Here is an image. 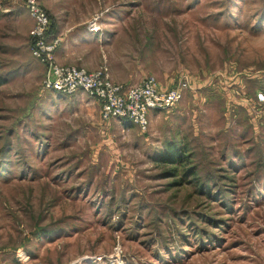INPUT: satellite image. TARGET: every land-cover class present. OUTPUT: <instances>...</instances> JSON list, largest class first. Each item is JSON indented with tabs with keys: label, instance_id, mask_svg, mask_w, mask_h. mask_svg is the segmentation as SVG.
<instances>
[{
	"label": "rangeland",
	"instance_id": "rangeland-1",
	"mask_svg": "<svg viewBox=\"0 0 264 264\" xmlns=\"http://www.w3.org/2000/svg\"><path fill=\"white\" fill-rule=\"evenodd\" d=\"M24 2L0 12V264H264V0H40L113 82L188 77L146 131L42 89Z\"/></svg>",
	"mask_w": 264,
	"mask_h": 264
},
{
	"label": "built area",
	"instance_id": "built-area-1",
	"mask_svg": "<svg viewBox=\"0 0 264 264\" xmlns=\"http://www.w3.org/2000/svg\"><path fill=\"white\" fill-rule=\"evenodd\" d=\"M25 8L33 25L29 30L30 54L44 66L42 89L74 95L83 92L96 99L103 121L127 120L141 131L149 127V113L168 111L174 108L190 89L187 76L171 88L162 89L154 76H148L140 83L125 85L114 83L104 69L88 71L74 65H60L54 51L58 38L50 39V18L40 0H25ZM96 32L98 27H90ZM259 100L264 95L258 94Z\"/></svg>",
	"mask_w": 264,
	"mask_h": 264
},
{
	"label": "crops",
	"instance_id": "crops-1",
	"mask_svg": "<svg viewBox=\"0 0 264 264\" xmlns=\"http://www.w3.org/2000/svg\"><path fill=\"white\" fill-rule=\"evenodd\" d=\"M23 5H24V3H23ZM7 8L8 7L6 4V0H0V12L1 11L5 12L7 10ZM44 9L47 12H49L46 8H44ZM49 15L51 17V26H52V24L54 26L53 30H52L53 32H51V38L50 39H54V38L59 39V43L57 44L55 51H54V56H55L56 62L60 65H74L77 67L85 68L88 71L97 70V69H93V67H87L85 65L84 59H86V58L82 59L78 55H75L76 49H78L79 46H81L79 41L82 42L85 40V39L83 40V39L76 36L75 33L78 31L76 30L77 28H75V25L71 24V25H67L66 27L60 26L59 22L55 19V17H53L51 15L50 12H49ZM32 25H33V21H32ZM32 25H31V27H32ZM91 38L93 39L94 37H91ZM82 43H84V42H82ZM84 48L87 50V47L84 46L83 49ZM84 65L87 68L84 67ZM153 113H155V112H153Z\"/></svg>",
	"mask_w": 264,
	"mask_h": 264
},
{
	"label": "trees",
	"instance_id": "trees-1",
	"mask_svg": "<svg viewBox=\"0 0 264 264\" xmlns=\"http://www.w3.org/2000/svg\"><path fill=\"white\" fill-rule=\"evenodd\" d=\"M49 15V13H48ZM50 22H51V17L49 15ZM53 24L51 26L50 24V32L49 36H51V32H53ZM127 121V120H125ZM129 122V121H127ZM131 123V122H130ZM179 143H173V145H167L166 146V151L164 152L165 155L160 156L158 159L163 161L166 164H171V165H182L184 162V157L185 155L184 150L181 148V145H178ZM186 174L193 175L195 174L194 168L190 167L186 170Z\"/></svg>",
	"mask_w": 264,
	"mask_h": 264
}]
</instances>
